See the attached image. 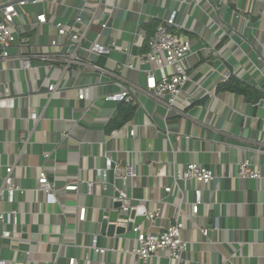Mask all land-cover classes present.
Listing matches in <instances>:
<instances>
[{"label": "crops", "instance_id": "obj_1", "mask_svg": "<svg viewBox=\"0 0 264 264\" xmlns=\"http://www.w3.org/2000/svg\"><path fill=\"white\" fill-rule=\"evenodd\" d=\"M3 2L0 0V4ZM193 2L117 0L115 15L100 12L98 16H106L110 25L122 30L108 32L121 47L134 41L138 25L150 37L159 20L177 10L182 25L195 28L202 8L207 10L198 30L216 45L219 55L203 52L192 60L193 65L190 61L196 83L190 88L202 87L196 93L198 100L178 111L168 112L163 101L141 91L135 104L105 103L100 100L103 92L96 87L90 91L89 102L76 101L74 90L60 91L52 101L27 98L29 88L32 90L37 84L28 87L23 72H11V64L0 59V90L17 97L0 102V188L6 168L14 166V177L24 191L17 194L13 205L20 214V225L5 227L20 233L23 241L0 239V258L6 264H69L70 259H75V264H170L165 253L151 257L147 263L130 255L128 250L135 244L133 233L109 237L102 232L103 214L114 205L119 169L131 171L123 181L133 204L149 213L159 212L157 227L153 229L156 233L174 223L180 206L189 211L196 188L203 191L199 215L193 221L185 220L183 234L191 243L186 264H264V108L257 105L264 95L248 84L253 65L246 58L240 56V62L231 59L230 65L223 63L221 55L228 56V50L223 43L218 45L219 33L210 17L214 10L206 4L198 8ZM212 3L219 4V0ZM238 6L252 15L253 29L248 32L235 19L232 9L222 8L221 13H226V20L236 24L241 34L249 36L250 44L258 47L260 38L264 43V0H238ZM72 13L62 4L48 16L55 21L68 19ZM33 32L45 33L44 29ZM183 33L196 38L188 31ZM42 36L38 40L46 41ZM112 56L122 58L119 52ZM255 62L264 70L263 63ZM15 66L19 68V63ZM226 68L232 72L230 81L242 88L239 93L225 90L227 83L219 85ZM50 74L54 80L60 79V71ZM260 75L255 70L252 76L254 79ZM44 76L45 71L40 72L39 78ZM122 76L136 91L144 84L136 72ZM90 82L92 78L85 76L78 84ZM67 83L65 80L63 86ZM118 90L115 86L106 87L104 93ZM33 112L40 115L37 122L29 120ZM132 130L135 137L129 135ZM246 160L260 170V180L239 178V167ZM108 161L111 183L104 191L95 184L96 172L107 167ZM190 163L212 169L217 179L207 185L178 181L176 177ZM43 171L56 186L55 205L37 190ZM91 181L92 188L88 184ZM75 183H80L78 192H65V186ZM168 187L173 188L171 193L165 191ZM80 206L87 208L84 223L78 219ZM11 208L6 199L0 200V209ZM207 228L210 236L205 240L201 230ZM95 238L100 247L107 249L104 255L90 249Z\"/></svg>", "mask_w": 264, "mask_h": 264}, {"label": "built area", "instance_id": "obj_2", "mask_svg": "<svg viewBox=\"0 0 264 264\" xmlns=\"http://www.w3.org/2000/svg\"><path fill=\"white\" fill-rule=\"evenodd\" d=\"M64 1H66L64 3ZM4 0L0 4V59L10 63L9 70L21 71L25 75L28 87L36 83V88H29L27 98L33 96L40 97L47 101H52L60 91L74 90L76 92V101H91L90 91L93 88L101 89L103 94L100 100L105 103H128L135 104L139 99L141 92L149 93L154 100L163 101L167 111H178L179 109L189 107L198 100L196 93L202 87L190 88L196 86L192 79L191 65L195 58L201 54L212 53L219 55L216 45L211 44L205 39L204 35L199 33V26L202 23V16L207 15V10H201L202 16L197 19L195 28L185 27L179 20L180 11H171L166 19H160L159 24L152 36L143 34L140 25L137 27L135 39L128 42L127 46H118V42L108 32H121L116 25H110L106 16L98 18L100 12L104 15H115L117 10V0ZM213 0H194L193 4L198 8L209 5L214 10L211 14L212 23L219 33L218 45L227 46L228 56L221 55L223 63L230 65V60H238L241 57L247 59L253 68L249 72L250 80L248 84L264 95V70H262L255 61L264 64V43L259 40V46L250 44L249 36L241 34L236 24L226 20V13L230 11L237 21H241L248 32L252 30V15L249 11L238 6V0H219V4L212 3ZM237 3V5H236ZM64 4L73 10L72 16L68 19H57L50 21L48 14L53 13L55 7ZM185 4V3H184ZM33 19V21H28ZM44 29L45 33L34 34L33 30ZM188 31L192 38L183 32ZM125 32V30H123ZM47 38L46 41H39L38 38ZM141 39V41H138ZM201 43V44H200ZM200 46V48L198 47ZM254 49H253V48ZM256 47V48H255ZM225 51V53H226ZM119 52L121 60L113 58L112 54ZM224 53V54H225ZM193 60V61H192ZM19 63V68L15 66ZM228 69V68H226ZM60 71V79L54 80L51 71ZM257 70L261 73L260 77L253 79V73ZM45 71V76L39 78L40 72ZM125 72H136L142 78L143 85L136 91L134 87L128 84ZM217 72V71H214ZM212 74V73H211ZM92 78L90 84H78L83 77ZM232 72L221 73L219 85L228 83ZM33 78V79H31ZM68 83L64 87L63 83ZM72 81V84L69 83ZM117 87L119 90L113 93H104L106 87ZM208 94V91H206ZM210 94V92H209ZM211 95V94H210ZM10 92L4 93L0 90V102L12 101L16 99ZM20 98V97H18ZM257 105L264 108V98H260ZM89 111L86 108L85 113ZM39 114L33 112L29 120L37 122ZM131 137H135L134 130L130 131ZM24 138L22 141H24ZM45 158H49L46 155ZM107 167L96 172V183L104 191L110 185L109 173L111 171L110 161ZM162 169V168H161ZM119 170H123L124 176L119 177ZM116 171L115 180H127L130 176L129 169H119ZM262 177L260 170L252 164L250 160L244 161L239 167V178L243 180H260ZM177 180L183 182H194L195 184H210L217 177L214 171L195 163L187 165L185 171L178 175ZM90 188L94 183H88ZM80 183L67 185L65 192H78ZM39 193L46 195L47 201L57 202L56 186L51 184L47 172L43 171L38 179ZM171 193L173 188L165 189ZM117 192V190H116ZM23 194L24 191L19 181L14 177V166L6 168V177L4 185L0 188V200L8 202L12 207L10 211L0 209V239H7L15 243L23 241L20 233H13L7 230V225H20V214L13 209L16 203L17 194ZM120 201L122 206L119 210L120 215H130L132 211H138L143 208L140 205H134L126 192H120V198H113ZM203 204V191L199 188L194 190V201L190 204L189 211L180 206L178 215L174 223H170L159 232H154L156 220L159 218V212H148L143 225L132 230L135 234L134 245L129 254L138 257L144 263L160 253H165L170 264H186V255L190 248V242L185 239V220L193 221L200 213V207ZM87 208L80 206L78 208V219L81 223L86 221ZM117 226L127 227L128 223H116ZM202 236L208 239L210 230L202 229ZM127 235V234H126ZM90 249L98 255H104L107 249L100 247L97 239L92 241ZM75 259H70L69 264H75ZM0 264H6L0 258Z\"/></svg>", "mask_w": 264, "mask_h": 264}, {"label": "water", "instance_id": "obj_3", "mask_svg": "<svg viewBox=\"0 0 264 264\" xmlns=\"http://www.w3.org/2000/svg\"><path fill=\"white\" fill-rule=\"evenodd\" d=\"M119 177L124 176L123 170H119ZM115 187L117 192L115 193V198H120V192H126L125 182L121 179L115 180ZM122 203L120 201H115L112 210L106 211L103 214L101 220L102 232H105L109 237H120L132 232L133 229L138 228L143 225L148 211L146 208H140L138 211H132L130 215H120V208ZM116 223H128L127 227L117 226Z\"/></svg>", "mask_w": 264, "mask_h": 264}, {"label": "trees", "instance_id": "obj_4", "mask_svg": "<svg viewBox=\"0 0 264 264\" xmlns=\"http://www.w3.org/2000/svg\"><path fill=\"white\" fill-rule=\"evenodd\" d=\"M247 89H249L248 87H246ZM224 89L230 92H234V93H239L240 92V86L235 84L233 80L229 81V83L224 85ZM244 91V89H243Z\"/></svg>", "mask_w": 264, "mask_h": 264}]
</instances>
